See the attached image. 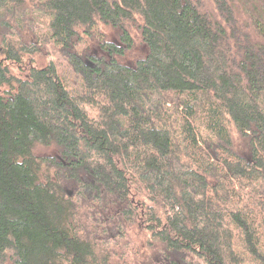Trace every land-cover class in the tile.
Segmentation results:
<instances>
[{"label": "trees", "instance_id": "obj_1", "mask_svg": "<svg viewBox=\"0 0 264 264\" xmlns=\"http://www.w3.org/2000/svg\"><path fill=\"white\" fill-rule=\"evenodd\" d=\"M259 3L0 0V264H264Z\"/></svg>", "mask_w": 264, "mask_h": 264}, {"label": "rangeland", "instance_id": "obj_2", "mask_svg": "<svg viewBox=\"0 0 264 264\" xmlns=\"http://www.w3.org/2000/svg\"><path fill=\"white\" fill-rule=\"evenodd\" d=\"M237 3H239L240 5L242 4L244 9L247 6V9H250V5H254L257 7V11H260V0H235ZM264 17V16H262ZM28 26H25L24 28H22V34L23 37L25 39H27L28 37L31 36L30 31L33 32V30H29L27 28ZM109 36L111 37V40L113 42H116V39H114L113 34L109 33ZM135 41H136V45L133 51H131L129 54H127L123 59H120V63L128 66V67H133L135 65V62L138 61L139 59L144 58L147 55V49L146 47L141 43V40L139 38L138 35H135ZM88 47L87 51L88 53L94 54V55H102L101 51L97 48L96 44L93 42H88L84 45L79 46L80 49H83V47ZM28 63V62H26ZM38 65L40 67L45 65V62L43 60H40V62L38 63ZM21 70V69H20ZM15 74L17 76H20L22 79H26L28 77V73L26 70H21L19 71L18 69L14 70ZM39 154L42 155H48V156H57V152L55 149H46V150H38ZM140 245H142V241L140 240ZM10 255V254H9Z\"/></svg>", "mask_w": 264, "mask_h": 264}, {"label": "clouds", "instance_id": "obj_3", "mask_svg": "<svg viewBox=\"0 0 264 264\" xmlns=\"http://www.w3.org/2000/svg\"><path fill=\"white\" fill-rule=\"evenodd\" d=\"M107 103L106 97L101 94V98H98V105L82 103L80 107L86 112L90 113L97 121L101 118V107Z\"/></svg>", "mask_w": 264, "mask_h": 264}]
</instances>
